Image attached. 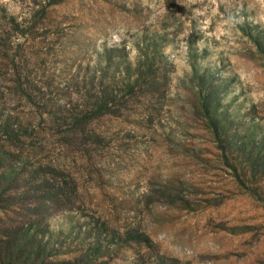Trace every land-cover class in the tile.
Instances as JSON below:
<instances>
[{
    "label": "rangeland",
    "instance_id": "1",
    "mask_svg": "<svg viewBox=\"0 0 264 264\" xmlns=\"http://www.w3.org/2000/svg\"><path fill=\"white\" fill-rule=\"evenodd\" d=\"M0 264H264V0H0Z\"/></svg>",
    "mask_w": 264,
    "mask_h": 264
}]
</instances>
